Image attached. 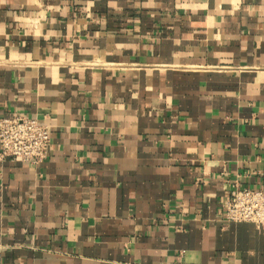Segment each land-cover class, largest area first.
<instances>
[{
  "label": "crops",
  "instance_id": "1",
  "mask_svg": "<svg viewBox=\"0 0 264 264\" xmlns=\"http://www.w3.org/2000/svg\"><path fill=\"white\" fill-rule=\"evenodd\" d=\"M49 127L0 158V264H264L223 220L264 189V0H0V118Z\"/></svg>",
  "mask_w": 264,
  "mask_h": 264
},
{
  "label": "built area",
  "instance_id": "2",
  "mask_svg": "<svg viewBox=\"0 0 264 264\" xmlns=\"http://www.w3.org/2000/svg\"><path fill=\"white\" fill-rule=\"evenodd\" d=\"M52 148L51 134L46 124L27 114L0 118V158L37 165ZM223 220L252 222L264 228V189L232 188L224 204Z\"/></svg>",
  "mask_w": 264,
  "mask_h": 264
}]
</instances>
